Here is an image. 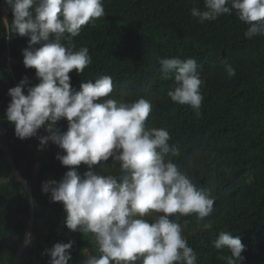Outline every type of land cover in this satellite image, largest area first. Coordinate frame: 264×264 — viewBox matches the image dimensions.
<instances>
[{
  "label": "trees",
  "instance_id": "obj_1",
  "mask_svg": "<svg viewBox=\"0 0 264 264\" xmlns=\"http://www.w3.org/2000/svg\"><path fill=\"white\" fill-rule=\"evenodd\" d=\"M103 7L105 15L95 27L85 25L72 38L76 50L89 49L91 63L82 74L69 73L71 89L79 91L81 83L110 75L111 96L127 103L139 98L151 101L146 125L169 131V144L180 149L173 161L215 200L214 211L205 221H211V228L197 227L194 216L180 221H190L182 235L197 256L196 264H225L219 257L230 253L213 247L222 231L239 237L245 246L239 264H264V36L245 38L248 25L234 13L199 22L191 8L203 11L204 0H103ZM5 19L11 22L13 14L5 0H0V128L15 168L32 189L34 202L33 231L20 264H49L46 250L69 242L68 264H83L87 254H95L90 237L79 228L69 230L63 204L42 191L46 182L59 183L71 170L57 159L66 153L51 140L45 146L26 143L16 137L14 125L6 119L9 90L27 78L26 95L27 88L40 81L35 69L23 64L22 53L30 38L9 37ZM62 42L67 44V40ZM175 56L195 59L201 66L204 99L199 116L167 96L175 74L164 78L158 71V58ZM225 61L235 69L234 77L227 76ZM67 127L68 121L62 119L54 131L62 134ZM112 166L110 157L91 171L119 175ZM75 170L83 178L90 169L81 164ZM29 214V194L12 175L0 149V264H13Z\"/></svg>",
  "mask_w": 264,
  "mask_h": 264
},
{
  "label": "clouds",
  "instance_id": "obj_2",
  "mask_svg": "<svg viewBox=\"0 0 264 264\" xmlns=\"http://www.w3.org/2000/svg\"><path fill=\"white\" fill-rule=\"evenodd\" d=\"M5 2L13 14L11 22L3 21L5 30L9 37L30 38L22 53L23 64L35 69L40 81L28 87L26 95L27 78L9 90L6 119L22 140L46 126L50 135L41 137L40 145L51 140L66 153L57 159L71 170L59 183L46 182L42 191L50 192L53 202L63 204L69 230L79 228L90 237L95 254H87L83 264H196L197 256L182 235L190 221H180L194 216L197 227L211 228V221H205L214 211L215 200L173 161L180 149L169 144V131L146 125L151 101L139 98L127 103L111 96L110 75L81 83L79 91L71 89L69 73L82 74L91 63L89 49L76 50L72 38L85 25L95 27L105 15L103 0ZM233 13L248 25L245 38L264 36V0H204L203 11L191 8L192 17L201 23ZM158 63L164 78L175 74L167 96L199 116L204 99L201 66L195 59L179 56L158 58ZM224 68L228 77L235 76L231 64L225 61ZM62 119L68 121V127L60 134L54 126ZM110 157L119 175L91 171ZM81 164L90 169L83 178L75 170ZM71 247V242L56 243L46 250L49 264H68ZM213 247L230 253L219 257L225 264H239L243 259L245 246L227 231L219 233Z\"/></svg>",
  "mask_w": 264,
  "mask_h": 264
},
{
  "label": "water",
  "instance_id": "obj_3",
  "mask_svg": "<svg viewBox=\"0 0 264 264\" xmlns=\"http://www.w3.org/2000/svg\"><path fill=\"white\" fill-rule=\"evenodd\" d=\"M0 149L3 153V158L7 165L10 168V171L14 178L17 180V182L27 191L29 194V207H30V214H29V220L26 227V231L22 240V243L15 255L13 264H20L21 254L23 250L26 248V246L30 243L31 234L33 231V225H34V202H33V193L32 189L27 183V181L19 174L17 169L15 168L12 159L11 154L9 150V143L7 138L5 137L4 133L2 132L0 128Z\"/></svg>",
  "mask_w": 264,
  "mask_h": 264
},
{
  "label": "built area",
  "instance_id": "obj_4",
  "mask_svg": "<svg viewBox=\"0 0 264 264\" xmlns=\"http://www.w3.org/2000/svg\"><path fill=\"white\" fill-rule=\"evenodd\" d=\"M43 133H48L47 131V127L46 126H42L36 133V135H34L33 137L27 138V139H23L26 143L32 144L33 142H36L37 144L39 143L40 138L42 137ZM45 146V145H44Z\"/></svg>",
  "mask_w": 264,
  "mask_h": 264
}]
</instances>
